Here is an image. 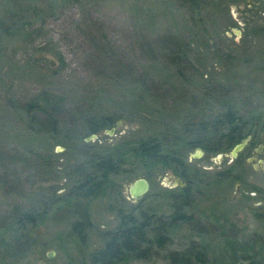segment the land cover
Instances as JSON below:
<instances>
[{
    "label": "trees",
    "instance_id": "16d2710c",
    "mask_svg": "<svg viewBox=\"0 0 264 264\" xmlns=\"http://www.w3.org/2000/svg\"><path fill=\"white\" fill-rule=\"evenodd\" d=\"M87 1L0 0V45L7 37L29 39L33 30L41 31L43 26L36 25L40 19L45 23L59 7L73 3L82 7L87 5ZM178 1L191 12L198 13V18H203V12L211 4V0ZM226 1L212 0L221 8V13L214 14V17L228 16L224 10ZM259 29L263 30V27ZM203 30L194 27L188 31L190 38L172 34L156 38L153 46L151 41L146 43L147 49L154 54L152 57H163L165 74L160 77L161 83L148 73L134 78L141 84V90L134 95L141 99L152 94L160 101L167 98L181 100L177 104L161 102L155 113L138 109L148 123L162 126L156 133L132 139L124 137L107 145L87 141V135L112 128L122 118L96 105L101 103L99 96L104 88L92 94L90 103L77 108H67L63 94L45 90L17 104L28 116L32 131L43 134L47 139L55 137L64 146L74 149V154L68 156L65 169L62 167L72 186L60 195L54 186L46 191L47 196L41 186L37 191H30L29 183L33 178H47L49 175L48 178H53L50 170L52 156L44 154L36 145L24 150L0 148V190L15 199L9 207L0 209V253H10L14 257L17 253H26L33 242L31 229L47 220L49 212L56 206L66 208L67 213L77 217L72 223V231L76 239L84 241L89 231H95L92 202L116 191L122 177L129 178L137 169H142L141 174L149 181L159 171L171 170L186 181V186L162 190L157 194L161 199L156 205L155 200H151L152 203L146 201V194L128 208L121 204L125 200L121 195L119 206H111L118 224L112 229L97 232L102 244L90 253L86 264H131L133 260L150 259L161 254L180 236L179 240L185 239L186 243L163 253L168 264H237L243 256L250 259L258 256L256 246L259 238L243 239L242 230L233 222L227 209L219 214L214 210L205 214L200 211L209 193L215 192L225 182L242 183L243 175L235 172L233 165L219 172H205L190 161L191 150L202 147L207 155H212L230 150L248 135H252V139L247 148H253L264 140V134L261 135L264 130V102L259 101L260 97L264 98V90L257 92L251 88V94H248L240 89L237 83L241 75L230 58L239 51L238 44L225 42L227 51L221 52L219 44L208 39ZM253 32L258 31L254 29ZM196 43L198 48L195 49ZM94 46L92 55L101 66L98 67L102 76L106 73L104 77L114 81L131 73V67L119 56L106 33L94 40ZM201 50L208 53L213 50L218 54L220 64L225 67L222 76L220 72L216 73L220 77L212 74L206 77L211 71L205 66L207 56ZM195 60L202 63L203 69L196 66ZM14 67L11 64V70ZM173 68L175 73L172 75ZM194 68L204 81V103L197 114H185V103L199 106V98L188 99L190 88L177 83L166 87L164 81L174 75L177 79L189 80L191 77L187 71L194 73ZM211 98L216 99L215 103H210ZM242 154L244 152L239 153L241 158H236L234 165L243 158ZM25 171L28 172L26 178ZM252 192L261 193L259 198L263 202L254 207V215L259 221H264V189L253 187ZM246 198L249 200L252 196L248 194ZM184 230L188 233L181 235Z\"/></svg>",
    "mask_w": 264,
    "mask_h": 264
},
{
    "label": "rangeland",
    "instance_id": "374dc122",
    "mask_svg": "<svg viewBox=\"0 0 264 264\" xmlns=\"http://www.w3.org/2000/svg\"><path fill=\"white\" fill-rule=\"evenodd\" d=\"M249 2V0H227L224 10H227L228 16L214 17V14L221 13V8L211 0L207 11L203 12V18H198V13L191 12L178 0H99L98 2L88 0L87 5L82 7L76 3L59 7L45 23L40 19L36 25L43 26L41 31L33 30V36L29 39L5 38L0 45L2 46L0 48V148L24 150L36 145L35 147L38 146L44 154L52 156L50 170L53 172L51 173L53 178H48L50 175L47 178L46 176L33 178L34 185L29 183V187H32L30 191H37L41 186L45 194L54 186L57 194L60 195L72 186V182L64 175L62 167L64 170L68 156L74 154V149L64 146L55 137L47 139L43 134L39 135L37 131H32L33 125L28 116L26 117V114L17 107L20 101L30 98L38 91L63 94L65 106L77 108L79 105L90 103L92 94L104 88L99 96L101 103L96 105L102 110L121 115L122 118L118 120L113 133L105 130L87 141L107 145L124 137L132 139L156 133L162 127L151 124L152 122L148 123L147 118L142 117L138 109L155 113L159 103L177 104L181 100L167 98L160 101L157 100L160 98L152 94L146 99H141L134 95L141 90V84L136 83L134 78L148 73L161 83L163 80L160 77L165 74L163 57L157 59L152 57L154 54L146 47L148 41H151L153 46L156 38L172 34L190 38L188 35L190 29L203 28L207 38L219 44L221 52L227 51L225 42L238 44L239 51L234 52V56L230 58L233 67L239 70L238 74L241 75L237 83L239 88L244 89L248 94H251V88L257 92L264 90V0H255L258 5L256 8H250ZM194 20L198 21V24H194ZM259 27H263V30ZM254 29L258 32L254 33ZM105 33L122 60L131 67L129 75L114 81L105 78L108 77H104L106 73L101 75L102 70L99 68L101 66L92 55L95 48L94 40ZM197 45L194 44L195 49L198 48ZM201 53L207 56L205 66L211 71L206 77L211 74L220 77L216 74L220 72L222 76L225 67L220 64L218 54L213 50L209 53L207 50H201ZM195 54L198 55V52ZM194 62L198 68L203 69L202 63L196 60ZM11 64L16 66L15 69L11 70ZM192 70L194 73L187 71L191 77L189 80L177 79L174 75L170 80L164 81L166 87L177 83L178 86L180 84L190 88L188 99L199 98V106L192 105L191 102L185 103L187 105L185 111L180 110L185 114H197L200 105L204 103L202 95L205 89L204 81L197 68ZM171 73L172 75L175 73L174 68ZM215 100L211 98L210 103H215ZM259 101L264 102V98L260 97ZM141 103L144 104L141 106ZM145 115L148 116L147 113ZM263 134L264 130L261 135ZM251 139L252 135L247 145L240 151L244 152L243 158L236 165H234L236 158H241L239 155L235 158L227 156L225 152L222 157H218L220 153L207 155L202 147L203 155H193L197 147L189 154L192 164L204 169L205 172H219L233 165L235 172L243 175L242 183L225 182L215 189V192L206 195L209 198H206L207 200L200 207V211L204 214L212 210L218 214L224 213L227 209L233 222L242 230L243 239L259 238L260 241L256 246L258 256L254 259L243 256L241 262L237 264H264V221H259L254 215V207L259 206L263 201L259 198L260 192L258 194L252 192L253 187L264 189V148L260 149V144L264 143V140L253 148H247ZM59 145L64 148L59 150ZM141 173L142 169H137L129 178L122 177L119 181L121 185L116 191L92 202L95 231H89L84 241L76 239L72 231V223L77 217L67 213L66 208L56 206L49 212L47 220L31 229L33 242L28 251L24 254L17 253L15 257L10 253H0V264H40L41 262L86 264L90 253L102 244L97 232L102 229H112L118 224L116 212L111 206L115 204L119 206L121 195L125 199L121 204L128 208L138 202L130 197L128 188L135 179L145 177ZM26 175H28L27 171L24 172V177ZM172 177L180 176L171 170L159 171L150 181L151 187L146 201L152 203L151 200H155L154 205H156L161 199L157 197L159 192L182 186L174 184ZM248 194L252 196L249 200L246 198ZM14 200L12 195L0 190V209H6L14 203ZM186 233L188 231L184 230L181 235ZM180 237H177L175 243L166 250L176 249L186 243L185 239L180 241ZM166 250L150 259L133 260L131 264H168L163 256ZM52 252L54 255L50 257L49 253Z\"/></svg>",
    "mask_w": 264,
    "mask_h": 264
},
{
    "label": "water",
    "instance_id": "95a60500",
    "mask_svg": "<svg viewBox=\"0 0 264 264\" xmlns=\"http://www.w3.org/2000/svg\"><path fill=\"white\" fill-rule=\"evenodd\" d=\"M238 32H241L240 30H237ZM115 130V126L112 128L106 129L107 132L113 133ZM98 136L97 133H92L90 136L86 137V140H90L93 137ZM251 135H248L247 137L242 138V140L238 143H236L229 151L225 152L227 156H230L232 158H235L239 155L240 151L247 145ZM59 150L63 149L64 147L59 145ZM264 148V143L260 144V149ZM259 149V150H260ZM204 150L201 147H197L194 150L193 155L194 156H201L203 155ZM224 152H220L218 157H222ZM174 184H181L182 186L186 185V182L180 178V177H172ZM151 184L150 181L145 177L137 178L133 181V183L130 184L128 188V193L130 197H132L135 201L141 200L150 190ZM54 253H49V256L52 257ZM40 264H48L45 262H41Z\"/></svg>",
    "mask_w": 264,
    "mask_h": 264
},
{
    "label": "flooded vegetation",
    "instance_id": "af4514ba",
    "mask_svg": "<svg viewBox=\"0 0 264 264\" xmlns=\"http://www.w3.org/2000/svg\"><path fill=\"white\" fill-rule=\"evenodd\" d=\"M250 2L248 3L249 5H250V8H256L258 5L255 3V0H249ZM190 159H191V157H190ZM186 182V181H185ZM179 186V185H178ZM186 186V185H185ZM177 187V186H176ZM182 187H184V186H182Z\"/></svg>",
    "mask_w": 264,
    "mask_h": 264
}]
</instances>
